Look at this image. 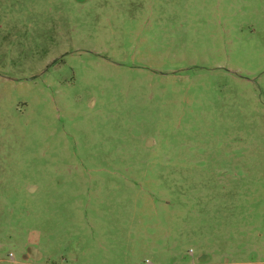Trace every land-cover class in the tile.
Listing matches in <instances>:
<instances>
[{
    "label": "rangeland",
    "instance_id": "rangeland-1",
    "mask_svg": "<svg viewBox=\"0 0 264 264\" xmlns=\"http://www.w3.org/2000/svg\"><path fill=\"white\" fill-rule=\"evenodd\" d=\"M0 264H264V0H0Z\"/></svg>",
    "mask_w": 264,
    "mask_h": 264
}]
</instances>
